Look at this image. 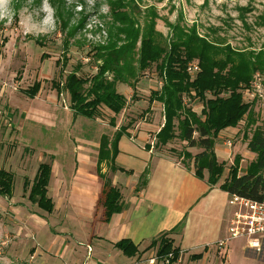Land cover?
I'll return each instance as SVG.
<instances>
[{
  "label": "rangeland",
  "instance_id": "374dc122",
  "mask_svg": "<svg viewBox=\"0 0 264 264\" xmlns=\"http://www.w3.org/2000/svg\"><path fill=\"white\" fill-rule=\"evenodd\" d=\"M175 25L187 32L195 30L196 36L210 45L208 55L213 60L223 61L230 53L241 69L250 71V64L264 65V0H8L0 18V169L12 173L13 183L10 195L0 194V264H76L67 253L58 254L55 232L65 228L67 234L61 236L77 248L81 240L74 237L84 235L78 231L83 220L77 214L87 205L81 196L82 187L73 179L86 178L90 167L80 159L97 158L103 138L112 152L118 130L124 134L140 123L161 120L163 107L156 105L155 111L150 110V93L160 89L161 80L156 64L144 72L138 70L137 49L126 61L136 77L128 79V84H117V91L126 98L118 114L101 107L91 119L75 115L64 91L65 77L71 73L84 79L92 77L103 64L98 59L102 50L129 42L125 33L135 29L140 34L153 32L159 44L167 46ZM189 65L199 68L196 60ZM252 72L244 101L254 100L251 109L255 125L264 127V73ZM34 84L37 92L28 97L26 90ZM184 102L201 113L198 99L185 98ZM247 120L236 127L239 132L232 131L221 141L231 152L230 161L227 155L219 154L227 176L234 153H241L246 160L243 169L255 156L247 149L253 129L246 128ZM171 143L163 152L179 158L186 143ZM40 163L53 165L47 187L48 197L54 198L56 205L64 201L65 189L73 188L65 227L64 219L57 218L54 211L46 213L28 199ZM97 171L112 179L111 153L100 165L97 163ZM245 241H228L233 248L230 252L226 246L220 247L208 260L186 258L179 264H264V244L255 251L242 248ZM77 250V264H82L83 251ZM149 259L155 260V253Z\"/></svg>",
  "mask_w": 264,
  "mask_h": 264
},
{
  "label": "trees",
  "instance_id": "16d2710c",
  "mask_svg": "<svg viewBox=\"0 0 264 264\" xmlns=\"http://www.w3.org/2000/svg\"><path fill=\"white\" fill-rule=\"evenodd\" d=\"M172 33L168 45L161 46L151 31L145 34H140L136 29L129 31L125 33L129 42L102 50V55L98 59L102 60L103 64L92 77L84 79L78 77L76 73L67 74L63 87L69 96L70 109L75 115L89 119L95 117V113L101 107L118 114L124 108L126 98L117 91V84H128V79L136 77L135 73L129 71L126 61L137 49L138 70L144 72L150 65L156 64L155 71L161 80L160 89L152 91L149 98L150 102H158L163 107L164 123L155 135L154 147L163 150L169 143L172 144L173 140L186 143L185 152L179 154L183 162L186 164V161H193L195 175L199 177L203 176V171H207V182L215 185L224 172V164L217 160L214 152L217 137L226 129L236 128L244 118L248 119L246 128L253 129L247 149L255 158L247 166L246 173L239 175L241 159L236 156L221 188L230 196L264 203V127L255 125L251 109L254 100L250 103L244 101V92L250 88L252 71L264 73V65L260 63L261 65L253 66L249 63L250 71L245 67L241 69L234 63L230 53L224 55L223 61L213 60L208 55L210 45L198 38L195 30L187 32L180 28V25H175ZM192 60H196L199 65L196 74H191L188 70ZM106 74H110L111 78L108 79ZM88 82L90 84L85 86ZM37 88L36 84L29 87L26 95L34 97ZM191 97L202 103L200 114L184 102L185 98ZM122 135L121 130L115 134L111 143L112 152L109 151L105 138L99 142L98 165L111 153L112 171L116 170L112 164V157L116 153L117 141ZM188 148H197L199 151L192 155L186 151ZM51 171V164H39L30 183L32 187L28 196L36 207L46 213H51L54 207L51 198L48 197L47 187ZM97 176L102 182L98 206L103 210V220L108 221L114 213L122 210L121 195L111 180H107L99 171ZM12 183V173L0 169V194L10 195ZM166 236V233L161 234L146 248L156 249L157 264L163 263L170 254V262L174 264L180 256L179 249L175 248L172 239ZM115 247L127 257L139 254L137 246L130 239L117 242Z\"/></svg>",
  "mask_w": 264,
  "mask_h": 264
},
{
  "label": "crops",
  "instance_id": "0c3cea01",
  "mask_svg": "<svg viewBox=\"0 0 264 264\" xmlns=\"http://www.w3.org/2000/svg\"><path fill=\"white\" fill-rule=\"evenodd\" d=\"M156 105L162 107L160 103L152 102L150 110L155 111ZM160 119L157 122L140 123L117 141L116 153L112 157L116 170L111 181L120 192L122 210L114 213L108 221L103 220V210L98 206L102 182L96 174L97 158L84 156L80 159L84 166L90 167L86 178L73 179L82 187L80 190L84 193L81 196H84L83 201L87 205L77 214L83 220L78 231L84 235L74 237L75 240H81L77 248V245L67 242L66 236H61L67 234L65 228L56 231L59 255L67 253L68 257L75 258L77 264L80 255L77 249H80L84 258L82 264H149V258L156 252L146 248L153 239L165 233L180 252L174 264L182 263L186 258L189 261L208 260L213 254L219 253V243L228 239L230 221L235 212V207L230 204L231 196L221 188L227 174L224 170L218 183L210 185L207 171H203L201 177L195 175L193 161H186L185 164L182 157L176 158L155 148L152 142L164 123L162 108ZM232 131L239 132L236 128L222 131L214 146L217 160L224 165L225 161H220L219 154L227 155L230 161L231 152L223 148L225 143L221 145V141ZM186 151L194 155L199 149L188 148ZM233 155L234 158L240 155L239 175H244L246 168L243 169L242 165L246 160L241 153ZM81 182L83 185H79ZM65 192L64 201L59 200L58 205L54 198L51 199L57 218L64 219L63 227L69 222L68 204L73 188L69 187ZM124 239H130L137 246L139 254L135 257L121 254L115 244ZM227 242L223 247L226 246L230 252L233 248ZM262 242L264 244V239ZM242 248L247 249L245 245Z\"/></svg>",
  "mask_w": 264,
  "mask_h": 264
},
{
  "label": "built area",
  "instance_id": "2783aa9c",
  "mask_svg": "<svg viewBox=\"0 0 264 264\" xmlns=\"http://www.w3.org/2000/svg\"><path fill=\"white\" fill-rule=\"evenodd\" d=\"M189 72L198 71L196 65H189ZM153 144V143H152ZM230 204L235 207L233 219L229 227V237L225 242H220L219 247L233 239H245L247 249L259 251L262 249L264 239V203L255 202L238 196L230 197ZM171 255L162 264H171ZM154 259H149V264H154Z\"/></svg>",
  "mask_w": 264,
  "mask_h": 264
},
{
  "label": "clouds",
  "instance_id": "9594fccd",
  "mask_svg": "<svg viewBox=\"0 0 264 264\" xmlns=\"http://www.w3.org/2000/svg\"><path fill=\"white\" fill-rule=\"evenodd\" d=\"M6 3H8V0H0V18L4 16Z\"/></svg>",
  "mask_w": 264,
  "mask_h": 264
}]
</instances>
